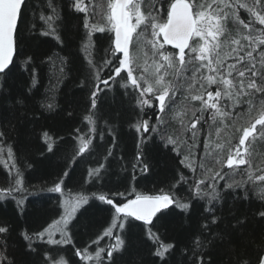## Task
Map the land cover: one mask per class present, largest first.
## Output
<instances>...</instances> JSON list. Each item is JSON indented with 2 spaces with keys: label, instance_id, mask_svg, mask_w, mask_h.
<instances>
[{
  "label": "trees",
  "instance_id": "obj_1",
  "mask_svg": "<svg viewBox=\"0 0 264 264\" xmlns=\"http://www.w3.org/2000/svg\"><path fill=\"white\" fill-rule=\"evenodd\" d=\"M211 0H196V3H209ZM241 2L251 3V0H241ZM48 0H27L28 8L20 35L18 56L14 57L11 72L4 78L3 91H0V131L4 132V137L0 138V188H6L14 179L16 168H19L23 176L24 194H15V199L9 197L0 200V226L6 225L9 228L7 243L10 256L15 259V264H45L44 252H49L59 258L63 256L67 264H84L75 250L77 248H89L91 251L97 245L92 241L101 234L103 228L107 227L110 215L108 206L98 200H90L88 205L83 206L77 213L71 226L72 243L61 245H49L40 240H33L36 252L27 250V241L20 233L27 230L29 233L40 231L47 226L52 219L57 218L63 211L60 202L65 199L64 195L57 192L47 191L51 188L62 172L66 168V162L73 156V152L79 141L76 139L77 132L90 135L92 138L91 152H85L83 156L77 155L74 171L65 178V194L70 191L74 197L77 193L83 192L88 195L96 192L110 193L113 191L126 192L129 198H134L131 192L135 188L136 192L155 195L163 189L169 194H173L182 202H190L191 210L188 213L182 212L179 208L168 215L162 217L152 229L163 243L175 245L171 254L165 261L152 256L154 250L153 241L143 235V230L139 225L143 222L137 221L128 230V246L122 254L114 253L115 264H190L191 254L189 249L192 240L196 236L212 243L205 250L204 258L211 259L212 264H238L241 258H255L257 246L264 247V218H260L257 213L264 210V200L260 199L261 189H264V182L255 180L256 175L264 174V139L257 138L250 144L253 179H248V165H241L237 169H229L224 165L221 174L228 173L223 180L216 181V190L220 192L221 198L215 201L216 215L221 219L205 232L200 225L210 219L205 213L207 198L201 200L192 198L188 190V184L181 182L175 188L172 185L179 179V173L186 177L200 178L201 170L197 168L194 174L191 170L180 164L182 155H177L172 151V145L165 146V141L161 139V134L168 135L175 130L177 134L181 132L177 121L165 116L166 123L159 125V133H144L146 137L150 135L145 143L141 145L143 162L149 165L146 173H135V180L132 179L133 164L137 154L138 133L131 127L137 117L143 115L144 119L151 116L150 126L155 124L158 112L145 107L143 113L135 105L131 95H125V91L131 93V89L125 90L118 85L98 93L96 113V131L89 133V125L83 120L90 107L89 95L92 85L89 83L86 53L82 50V42L85 40L86 29L84 22L88 19L91 23L100 25L106 24V15L110 0H84L88 5V12L77 11L73 7L74 0H53L58 6L60 19L56 20L54 27H57L58 34L63 40V44H58L53 36H43L41 31L46 29L45 22L40 20L41 15H50L51 9L47 7ZM159 0H142L141 7L145 14L151 11L154 15L163 18L162 13H157L154 5ZM166 7L167 5H163ZM215 7V6H214ZM240 19L246 22L251 19L250 14L244 9L239 10ZM256 28H262L258 22ZM228 32L225 38L231 39L237 35V28L241 33L247 34L242 26L234 24L231 19L227 22ZM112 33L105 31L92 34L94 48L92 54L95 59L103 55L110 43L109 37ZM256 35V33H253ZM244 43V41H242ZM170 52H178L171 45H166ZM264 49V45L261 46ZM148 57L150 50L145 47ZM186 59L188 58V49ZM228 48L222 49V55H226ZM26 56L32 57V63H24ZM53 57L54 63L48 60ZM66 58L63 66V74L59 59ZM148 57L141 55V62ZM226 63H234V59L228 58ZM150 63V61H149ZM198 67V64L194 65ZM35 72L36 83L33 86L32 76ZM191 67L186 75L191 76ZM114 75V74H113ZM199 75V74H198ZM107 78V70L102 74L101 79ZM119 79V77L117 78ZM84 81V84H81ZM104 88V85H100ZM32 91L29 93L28 89ZM215 91V86L211 89ZM185 90L181 88L174 97V104L169 109L199 108V102H189L183 99ZM54 98L56 107L52 111H45L40 107V101L46 98ZM24 99L23 106L16 105L15 101ZM264 96L257 94L253 100L254 108L251 114L244 113L246 105H241L237 111L241 115L235 121H228L230 127L221 133V142L230 140L231 145L238 143L240 133L237 129L248 126L250 116L254 117L260 110V101ZM153 108L157 102L153 100ZM168 110L166 109V112ZM69 113L71 115H69ZM200 115L199 112L196 113ZM235 116V113L233 114ZM210 112L204 113V119L209 121ZM191 117V112L187 113L185 120ZM111 126V130H110ZM199 128L200 125H197ZM213 126L212 131L214 132ZM259 128V126H257ZM48 132L56 142L53 151L47 152L45 144L41 140L40 133ZM113 132L116 137V146L112 149L113 156L107 161L103 157L107 155L108 148L112 145ZM102 133V136H101ZM190 135V133L188 134ZM199 144L195 149L196 160L201 162L203 153L205 134H199ZM216 140L215 135L211 137ZM191 143V141H189ZM11 146L14 153L13 159L8 157L7 149ZM229 145L226 144L221 152L217 150L212 157L206 158L203 162L207 168L214 171L221 170V165L215 163L214 157L221 156L226 159ZM185 152L184 147L180 149ZM100 163L105 164L107 169L103 174L100 184L92 182L85 183L87 171L97 167ZM27 165H30L28 167ZM103 171V170H102ZM192 181L189 180V183ZM211 183V181H208ZM225 183H239V187L225 188ZM102 185V187H101ZM207 185H205L206 187ZM41 189H45L41 191ZM26 196L23 211L17 209L16 200L21 196ZM119 202V198H117ZM245 222L238 226L237 220ZM151 227V226H149ZM219 233L223 239H213V235ZM111 241L105 237L99 242L100 247H104Z\"/></svg>",
  "mask_w": 264,
  "mask_h": 264
},
{
  "label": "snow or ice",
  "instance_id": "obj_2",
  "mask_svg": "<svg viewBox=\"0 0 264 264\" xmlns=\"http://www.w3.org/2000/svg\"><path fill=\"white\" fill-rule=\"evenodd\" d=\"M141 3L142 0H110L105 25L91 23L88 19L84 22L87 42H82L81 47L86 53L88 80L92 88L89 95L90 107L87 114L83 116V120L87 121L90 126L89 133L96 131L94 110L97 106V96L98 93L111 87L109 81L122 89H131V93L125 91V95H131L141 113L146 106L154 113H159L156 116L155 124L151 126V116L144 119L143 115L137 117L135 123L131 125L139 134L137 154L132 166L133 180L136 178L137 171L146 173L149 170V165L143 162L141 145L151 137L150 135L146 137L144 133H149L151 130V132L160 134L158 126L166 123V115L177 121L181 132L177 134L173 130L171 134H161V139L165 141V146L172 145V151L177 155H182L181 165L194 174L197 172V168L201 172L200 178L186 177L183 173H179V179L172 185V188L183 182L188 184L192 198L201 200L207 198L208 206L204 208V211L210 219L200 225V228L207 232L221 219L216 215L214 202L221 198L220 192L216 190V181L223 180L228 175V173L221 174L224 165L229 169L248 165L246 170L248 179H253L252 164L249 159L251 156L250 144L247 142L255 141L257 138L264 139V99H261L257 115L250 116L248 126L237 129L240 133L238 143L231 145L230 140L221 142V133L230 127L228 121L234 122L235 118L241 115L237 109L241 105H246L247 107L243 109L244 113L251 114L256 95L264 96V49L261 48L264 45V27H255L256 22L260 26H264V0H251V3L241 2V0H211L209 3L199 4L196 3V0H159V3L154 7L157 13L163 14V18L154 15L151 11L145 14ZM165 4L166 7L163 6ZM47 7L51 9V14L39 17L47 26L41 31V35L53 36L58 44H63L57 27H54L55 21L60 19L58 6L53 3V0H48ZM73 7L77 11L88 12V5L84 3V0H74ZM27 8V0H0V91L4 90V78L8 76L11 67L14 66L13 57L18 56L20 35L23 31ZM240 9L246 10L251 19L247 22L240 19ZM230 19L234 24L247 30V34L241 33L237 28L235 37L222 40L221 38L225 37L228 32L227 22ZM105 31L112 33L109 37L110 43L106 49L102 50L103 55L97 60L92 54L94 44L91 37L95 32L103 33ZM166 45L173 46L174 49H178V52L168 51ZM146 46L151 52L150 57L145 51ZM225 47L228 48V52L226 55H222V49ZM185 49H188L187 59ZM141 55L148 59L141 62ZM228 58L234 59V63H226ZM56 59L60 61L59 71L63 74L66 58L56 57ZM48 60L55 62L51 56L48 57ZM24 63L30 65L32 57L26 56ZM196 64L198 67L194 66ZM190 67L192 74L188 76L186 73ZM105 70H107V78L101 79ZM118 77L119 79H117ZM32 81L35 86L34 70ZM84 83L81 81V84ZM101 84L104 85V88L100 87ZM213 86H215V91L211 90ZM181 88L186 93L183 99L189 102H199V108L188 109L185 105L184 108L178 110L169 109V106L174 104V97ZM31 91L32 89L29 88L28 92ZM153 100L157 102L155 108H153ZM15 103L23 106L25 100L18 98ZM39 103L45 111H52L56 107L54 98L51 97ZM189 111L192 118L186 122L185 117ZM197 112L200 113L199 116L196 115ZM205 112H210L211 124L204 119ZM69 115L71 114L69 113ZM197 125L200 127L198 128ZM214 125L216 127L213 132ZM201 131L205 134V140L201 162L198 163L195 149L199 144L198 134ZM76 132L79 144L75 147L73 156L67 160L66 168L57 182L51 188L46 189L65 196V199L60 202L63 211L40 231L29 233L24 230L20 233L23 239L28 242L27 250L32 253L36 252L33 240H40L49 245L72 243L71 226L78 211L88 205L90 200H98L108 206L110 219L107 227L103 228L101 234L92 241L97 247L91 251L88 247L75 250L74 254L84 264H115L113 254L123 253L128 246V230L137 221L143 222L139 225L143 230V235L153 241L152 256L158 257L162 262L165 261L175 245L163 243L153 232L152 229L156 226L154 220L158 223L162 217L174 211L175 208L188 213L191 210V203L182 202L178 197L163 189L159 194L149 195L136 192L135 188H132L131 192L134 198H129L126 192L119 191L99 195L96 192L88 195L79 192L74 197L69 191L66 195L63 187L65 178H68L69 173L74 171L73 166L79 163L75 157L77 155L82 157L86 151L90 154L92 146L90 135L86 138L85 135L79 134V129ZM189 133L190 135H188ZM4 135V132L0 131V138H3ZM213 135H215V141L211 139ZM40 137L45 144L46 151L52 152L56 142L50 134L44 131L40 133ZM116 143L113 132L112 145L108 148L107 155L103 157L104 161L113 156L112 149L115 148ZM226 144L229 145L226 159L221 156L214 157L215 163L221 165V170L214 171L213 168H207L203 161L212 157V154L217 150L222 152ZM181 147H184V153H181ZM3 151L4 149L0 148V152ZM7 154L14 161L15 157L11 146L8 147ZM27 166L30 167V165ZM106 171L104 163L90 168L87 171L85 183L100 184ZM189 180L192 182L189 183ZM255 180L264 182V174L256 175ZM205 185L207 186L205 187ZM239 186V183H225L224 185L229 189ZM44 190L41 189V191ZM26 192L22 173L19 168H16L14 179L9 183V186L0 188V200L9 197L15 199V194ZM261 192L264 193V189H261ZM117 198H119V202H117ZM25 199L26 196L22 195L20 199L16 200L18 210L23 211ZM260 199L264 200V195H261ZM257 215L264 218V210L259 211ZM244 222V220L238 219L234 227H238ZM57 232L60 233V239L55 238ZM8 233V226H0V264H15V259L10 256L8 251L9 245L6 239ZM105 237L109 238L111 242L100 247L99 242ZM217 238L223 239L219 233H215L213 239ZM211 243L212 240L205 241L200 236L193 238L192 246L189 249L190 264H212L211 259L204 258L205 250ZM43 256L45 264H67L63 256L57 258L47 251L43 253ZM238 264H264V247L257 246L254 259L241 258Z\"/></svg>",
  "mask_w": 264,
  "mask_h": 264
},
{
  "label": "rangeland",
  "instance_id": "obj_3",
  "mask_svg": "<svg viewBox=\"0 0 264 264\" xmlns=\"http://www.w3.org/2000/svg\"><path fill=\"white\" fill-rule=\"evenodd\" d=\"M55 238H56V239H60V233H59V232H57V233L55 234Z\"/></svg>",
  "mask_w": 264,
  "mask_h": 264
},
{
  "label": "water",
  "instance_id": "obj_4",
  "mask_svg": "<svg viewBox=\"0 0 264 264\" xmlns=\"http://www.w3.org/2000/svg\"><path fill=\"white\" fill-rule=\"evenodd\" d=\"M15 57V56H14ZM14 57H13V60H14Z\"/></svg>",
  "mask_w": 264,
  "mask_h": 264
}]
</instances>
